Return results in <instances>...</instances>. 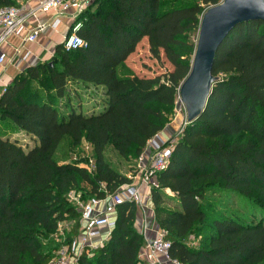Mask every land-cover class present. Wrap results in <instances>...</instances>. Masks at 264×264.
<instances>
[{
    "label": "trees",
    "instance_id": "1",
    "mask_svg": "<svg viewBox=\"0 0 264 264\" xmlns=\"http://www.w3.org/2000/svg\"><path fill=\"white\" fill-rule=\"evenodd\" d=\"M21 1L0 0V8ZM220 1L94 0L80 16L83 46L66 50L58 44L50 60L29 65L5 87L0 264H48L59 246L52 235L61 221L72 224L65 237L71 242L80 213L70 192L101 199L133 183L132 176L112 167L106 150L136 162L164 129L190 71L196 41L191 34L202 13ZM143 38L150 55L163 54L171 70L153 77L129 68L121 74ZM212 74L219 79L203 111L185 124L151 186L154 218L170 243L169 257L180 264H264V21L232 29L217 50ZM71 84L100 90L102 107L88 113L70 106ZM20 132L33 142L28 149L7 136ZM82 140L93 154L84 164L59 156L63 142L75 147ZM219 194L225 202L233 196L251 201L256 221L234 216L227 203L215 199ZM115 211L108 238L84 251L78 264L140 263L145 238L135 227L137 206L124 202ZM190 234L200 238L194 247L185 241Z\"/></svg>",
    "mask_w": 264,
    "mask_h": 264
},
{
    "label": "built area",
    "instance_id": "2",
    "mask_svg": "<svg viewBox=\"0 0 264 264\" xmlns=\"http://www.w3.org/2000/svg\"><path fill=\"white\" fill-rule=\"evenodd\" d=\"M94 0H41L38 5L22 12L19 6H5L0 8V64L6 60L1 47L6 43L8 37L23 30L25 23L37 12L51 14V19L46 23H37L26 40L33 42L38 35L47 28L56 29L63 17L72 20L71 25L64 34L62 46L66 50L77 49L83 46L84 40L78 34L82 27L80 16L92 4ZM18 49H16V53ZM7 85L1 87L0 93ZM176 109V108H175ZM184 124H186L184 122ZM173 142L166 144L156 134L147 143L146 148L137 159V166L140 171L139 179L142 184L149 186L157 185L156 175L162 171L170 157ZM148 155V159H146ZM147 160V163L144 162ZM88 169L93 167V159H89ZM133 178V177H132ZM69 200L75 205L80 213L79 229L77 235L71 242H66L58 248L55 256L48 264H78L79 256L87 249H94L101 246L108 238L111 229L115 225V208L118 204L131 202L137 208H144L140 188L133 183L124 184L114 193L104 198L82 199L79 192H70ZM105 229V230H104ZM144 232H151L152 228L144 225ZM152 238L146 239L141 250L143 264H180L177 260L171 259L168 254L169 241L165 238V232L157 228ZM140 256V255H139Z\"/></svg>",
    "mask_w": 264,
    "mask_h": 264
},
{
    "label": "rangeland",
    "instance_id": "3",
    "mask_svg": "<svg viewBox=\"0 0 264 264\" xmlns=\"http://www.w3.org/2000/svg\"><path fill=\"white\" fill-rule=\"evenodd\" d=\"M196 37H197V31H193L191 34V38L194 39ZM131 60H133L136 66V68H134V71L128 67V65L131 64L130 62ZM128 68L131 70L130 72L133 74H140L143 76L153 77V76L165 74L166 72L172 69V65L162 55L159 59L153 58L150 55L148 48L146 50L145 46L142 45V40H141L136 46L135 52H133V54H131L130 57L126 60L125 68L121 70V74L123 75L129 74L126 71L128 70ZM72 85L73 84L69 86V90H70L69 97L72 101V103H70V106L73 105L75 106V108L80 106L82 111H86L88 113L96 107L97 108L95 109V111L99 109V107H102L103 104L101 102L100 90L94 89L93 86H85L80 84L77 86V90L75 92V88H73L74 86ZM177 100H178V96L176 101ZM64 104L65 102L64 100H62L60 109L64 113H66L69 110V108L65 107ZM184 115L185 112L183 110L182 112H180L174 109V112L171 115L170 120L165 127H170V125L173 124L175 126V129L172 131H168L166 136L160 135L161 134L160 132L158 133L159 138L163 139L166 144L172 142L175 143L180 138L181 131L185 126ZM7 136L11 140H15L20 145H22L23 149H28L33 145V142L30 140L29 136L26 137L21 133L9 134ZM58 154L59 156L67 155L69 161L80 164H84L87 161V159L89 157H92L93 155L91 146L85 140H82L80 144H78L75 147H69V145L63 142L58 149ZM105 155H106V159L110 162L112 167L120 171L122 174L134 177L139 172L137 162H135L132 159H122L111 147L106 150ZM80 194L82 196L81 192ZM214 197L217 201L221 200L222 203L224 204L227 203L228 205L226 209L234 216L242 219H248L253 221L255 220L253 219V216L250 214V212L254 210V208H252L251 201L249 200L246 201V199L243 201L233 196L232 199H230L228 202H225L227 197H224L223 195L219 194ZM256 210L258 212L257 215L262 214L260 209L256 208ZM71 225L72 224L68 223V221H61L58 223L59 231L58 233L53 234L52 238L59 243V246L67 242L65 240L67 234L66 232L69 231V229L72 227ZM199 239H200L199 236H196L195 234H190L185 241L190 247H194L197 245ZM59 246L57 247V249L59 248ZM57 249L53 252V255L55 254Z\"/></svg>",
    "mask_w": 264,
    "mask_h": 264
},
{
    "label": "water",
    "instance_id": "4",
    "mask_svg": "<svg viewBox=\"0 0 264 264\" xmlns=\"http://www.w3.org/2000/svg\"><path fill=\"white\" fill-rule=\"evenodd\" d=\"M249 20L264 21V0H221L201 15L190 71L180 83L175 108L185 112L184 122L203 111L212 85L215 56L232 29Z\"/></svg>",
    "mask_w": 264,
    "mask_h": 264
},
{
    "label": "crops",
    "instance_id": "5",
    "mask_svg": "<svg viewBox=\"0 0 264 264\" xmlns=\"http://www.w3.org/2000/svg\"><path fill=\"white\" fill-rule=\"evenodd\" d=\"M40 1L41 0H24L19 3V7L21 8L22 12L25 13L35 8ZM51 17L52 16L49 13L37 12L34 17H30L27 20L21 32L12 34L10 37H8L6 43L2 45L1 50L5 54L6 60L3 64H0V90L4 85L10 84L13 78L29 65L51 59L54 54L55 47L62 43L64 34L72 23V20L69 17H63L61 19L60 25L56 29L47 28L42 31L35 41L29 42L25 39L37 23H46L51 19ZM142 45L145 46L147 50V38L142 39ZM16 49H18L17 53ZM130 62L131 64L128 65V67L134 71V68H136L135 63L133 60ZM78 85L74 84L72 86H74L73 88L77 90ZM83 85L92 86L86 84ZM174 129L175 126L173 124L170 125V127H164V129L160 131V135L166 136L168 131H172ZM20 133L28 137V135L22 132ZM146 159H148V155H146ZM145 163H147V160L144 162V164ZM139 174L140 171L136 176L133 177L132 182L134 185L140 188L144 208H137L135 227L144 235L146 240L153 237L155 234L154 230L158 228V225L155 221L154 210L151 204V186L142 184L139 179ZM166 192L170 193L169 191ZM144 225L151 227L152 231L144 232ZM142 254L143 253L140 252L139 258L141 261L138 264H143V259L141 257Z\"/></svg>",
    "mask_w": 264,
    "mask_h": 264
}]
</instances>
